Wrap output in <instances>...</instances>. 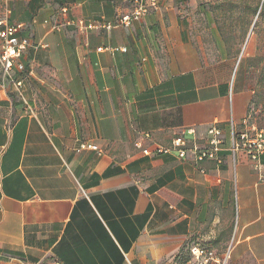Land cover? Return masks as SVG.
<instances>
[{
    "label": "crops",
    "instance_id": "0c3cea01",
    "mask_svg": "<svg viewBox=\"0 0 264 264\" xmlns=\"http://www.w3.org/2000/svg\"><path fill=\"white\" fill-rule=\"evenodd\" d=\"M196 1L155 0L107 30L131 0H0L30 42L25 101L0 66V264H173L184 244L264 264V153L258 171L232 144L251 134V91L243 75L230 97L226 53L200 64ZM212 125L216 158L197 161ZM182 134L184 157L142 152Z\"/></svg>",
    "mask_w": 264,
    "mask_h": 264
},
{
    "label": "rangeland",
    "instance_id": "374dc122",
    "mask_svg": "<svg viewBox=\"0 0 264 264\" xmlns=\"http://www.w3.org/2000/svg\"><path fill=\"white\" fill-rule=\"evenodd\" d=\"M195 12L189 13L195 34L200 64L216 62L219 52L229 57L233 74L229 95L238 87L242 76L251 91L246 116L249 122L264 130V0H197ZM263 6V7H262ZM197 7V8H198ZM215 25V30L209 29ZM215 58V59H214ZM191 244H184L169 262L185 264L191 259ZM225 258V252L216 251ZM173 263V264H174ZM208 264H220L209 261Z\"/></svg>",
    "mask_w": 264,
    "mask_h": 264
},
{
    "label": "built area",
    "instance_id": "2783aa9c",
    "mask_svg": "<svg viewBox=\"0 0 264 264\" xmlns=\"http://www.w3.org/2000/svg\"><path fill=\"white\" fill-rule=\"evenodd\" d=\"M155 6V0H131V8L128 12L116 16L112 21H107L100 24L98 27H103L107 30L112 29L116 26L129 27L132 22L139 20L145 14L148 13L150 7ZM63 12H67V8H62ZM70 22V19L66 20ZM91 24V23H90ZM0 66L4 78L9 79L15 86L17 95L22 101H25L23 93L21 90L22 81L20 79H15V74L18 72H23L25 70L24 62L21 60L23 53L29 48L30 42L27 38L21 37L20 32L24 28L23 23H3L0 22ZM91 25H94L93 23ZM60 24L55 23L53 25L54 29H59ZM109 50H120L126 51L125 47H108ZM98 51L103 50L102 47L97 48ZM246 120L249 121L250 118L246 116ZM192 132V129H189ZM233 132V150L243 148L246 150L249 159L252 161L254 169L261 171L262 164L260 162V156L264 153V130L262 128H257L256 126L251 127L250 131H242L235 133ZM207 133L213 135L208 141V147L199 148L193 146L191 148L195 159L197 161H202L204 159H215L216 153L220 148L222 143L220 134V129L212 125L207 129ZM91 148L93 150L100 151V148L95 144H88L86 142H81L78 149ZM175 149L178 151L179 157H184L188 151L187 140L185 136L177 135L171 141L169 147L155 145L153 149L144 148L142 152L146 155L155 156L160 153L168 152L169 150ZM261 178H264V173L260 174ZM191 259L185 264H208L209 261H213L220 264H228V259L230 251L228 249L225 252L226 257L220 258L216 256V252L212 249L204 248L199 245H193L190 248ZM53 264H63L59 260H54ZM181 264V263H174Z\"/></svg>",
    "mask_w": 264,
    "mask_h": 264
}]
</instances>
